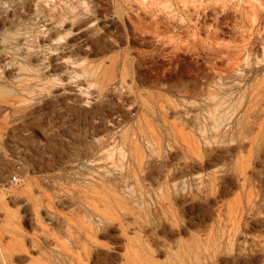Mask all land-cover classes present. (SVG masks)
Listing matches in <instances>:
<instances>
[{"label":"rangeland","instance_id":"rangeland-1","mask_svg":"<svg viewBox=\"0 0 264 264\" xmlns=\"http://www.w3.org/2000/svg\"><path fill=\"white\" fill-rule=\"evenodd\" d=\"M262 2L0 0V255L4 248L9 256L0 264H61L63 222L83 214L79 196L93 186L109 190L115 212L97 238L110 264L124 263L128 244L141 264H264V251L248 246L264 238V99L248 110L264 94L255 25ZM93 32L98 44L88 41ZM254 46L260 57L249 59ZM63 51L98 64L135 60L140 73L128 92L93 99L77 90L83 76L55 80L67 77L57 60ZM207 76L212 94L203 96ZM205 132L222 146L204 153ZM93 136L125 140L112 150L114 163L85 159ZM238 163L245 177H214L217 167ZM122 171L133 191L116 187ZM252 189L260 215L246 214L231 232L227 207Z\"/></svg>","mask_w":264,"mask_h":264},{"label":"bare ground","instance_id":"bare-ground-1","mask_svg":"<svg viewBox=\"0 0 264 264\" xmlns=\"http://www.w3.org/2000/svg\"><path fill=\"white\" fill-rule=\"evenodd\" d=\"M260 6H261V10H260L261 13L255 18V23H256L255 25L259 27L258 33L260 37H258L259 38L258 40L262 44H264V3L262 2ZM92 24H93L92 21L88 22L85 26H83V30L90 29L91 27H93ZM88 41L98 44L99 38L97 37L96 33L93 32L88 37ZM89 49H90V45L88 43L83 44V54H87ZM206 49L207 47H203L200 50L199 59H202L205 56L207 52ZM62 54L63 55L57 60L61 64V68L64 69L67 77L65 76L66 79H63L61 77L55 79L54 77V79L56 81L62 82L63 84L64 83L70 84L71 79L73 78V75L74 76L76 75L75 76L76 78H79V76H83V83L82 82L80 83V81L76 82L77 90H83V92L88 91L93 99H101L107 94L115 95L117 93L123 94V93L128 92L131 82L133 81V77L135 79V77L140 73V71L137 69V66L139 64L135 60L131 61L129 59H110L108 63L98 64V63H91L89 59H85V58L69 59V57L65 55L66 53L64 54V51L62 52ZM259 57L260 56H257V48L256 46H254L250 50L249 59H258ZM249 66L250 65H248L247 68H249ZM205 78H206L205 83L202 84V89L204 90L202 91V95L209 96L212 94L211 88H212L213 82H212L211 77L207 76ZM22 89L24 91V90L31 89V87L29 88L27 85H25L24 87H22ZM187 93L188 95H190L192 91L188 89ZM252 98H253V102H250L249 107H248L249 108L248 110L250 111L261 107V100L264 99V94L261 95L260 90H258L256 95L253 96ZM20 103L21 101L17 100V102L12 103L9 106L13 107V106H16L17 104H18L17 106H19ZM200 104L201 103L198 102V99L189 103L190 107L192 108H195L199 106ZM192 121L194 125H196V128L198 130H202L200 127L201 125L199 126L198 122L196 123L197 120L194 116L192 118ZM241 126L242 125H238V127H241ZM250 133L251 131L249 130L248 127H243L244 136L249 137ZM204 137H205L206 146L208 147L207 150L205 149L204 153H208L210 150H213V147L220 148L222 144L224 143V141L221 140L220 138H215L214 140L212 138H209L206 135V132L204 133ZM121 144L122 145L125 144V140H123L122 138H119V139L116 138V139L111 140L109 138H100L97 136H93L91 148L89 152H87V154L85 155V159L102 160L103 158L107 157L106 159L110 158L111 160L113 159L112 157L114 156L112 150L115 149V147L120 146ZM200 144L196 142V144L194 143L193 144L194 146L192 147V149L196 150L194 151V155H197L198 157H200L203 154ZM253 152H254L253 149H251L250 153L253 154ZM189 158L191 157L189 156ZM191 160L193 163L195 162L194 161L195 159L192 158ZM243 171H245L244 164L238 163L236 166H233V167H227L226 165L222 167H217L214 170L213 175L216 178H220L221 175H224L227 173H231V174L237 173L239 175L243 174V176L245 177V174L242 173ZM185 178L186 177H184V179ZM194 179L196 180L198 185H201L204 183L203 177H201L200 175H195ZM116 180L118 181V186H116L117 188L133 191L132 190L133 184L128 180V178L125 177L123 171L122 173H119V176L116 178ZM172 181L174 183L173 185L177 187V184H179V181L176 179H173ZM59 188H60L59 190L63 189L62 186ZM254 195H255L254 190L253 189L249 190V192L242 193L237 198V200H235V202H232L228 205L227 221L229 224V228L228 227L227 228L231 232H234V233L240 232L242 228L243 220L246 214H249L252 216L260 215L261 207L259 206ZM109 196H110L109 190L106 188H102L101 186L100 187L93 186L92 188H85L83 190V195H80L78 199L79 203L82 204L83 206V214L81 211L80 212L78 211L79 214H76V217L67 218L63 222L64 224L62 225L64 226L65 231H66L65 237L67 239L68 245L61 247L62 249L61 253L65 255V258L61 262V264H89L91 261L93 262L95 259H97L95 261V263L97 264H110L111 258H106L104 256L99 255L100 250H102L101 248L102 245L97 240L98 235L101 232V230H103L107 225H109V221L115 216L114 210L113 211L111 210L112 207L110 205ZM49 200H53L51 196L49 197ZM44 206H45V202L41 201L38 203V208H44ZM71 211L73 212L74 209ZM53 218L55 217H51L49 219L51 221L56 220L58 223H60L59 219L54 220ZM244 245H245L244 248H246L247 244H244ZM248 246L250 250L252 251L254 249H259V250L264 251V238H261V236L258 235L252 239V242ZM36 247L37 245L34 244V248ZM121 255L124 258L123 264H141L136 261V258L133 257L132 247H130L129 244L126 245L125 252L122 253ZM54 257H57V256H54ZM60 258H62V256ZM8 260H9V256H7V251L3 248L1 255H0V262L5 261L7 263Z\"/></svg>","mask_w":264,"mask_h":264}]
</instances>
